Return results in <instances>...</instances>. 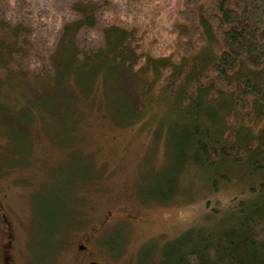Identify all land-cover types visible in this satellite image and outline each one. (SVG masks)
Listing matches in <instances>:
<instances>
[{
    "label": "rangeland",
    "instance_id": "obj_1",
    "mask_svg": "<svg viewBox=\"0 0 264 264\" xmlns=\"http://www.w3.org/2000/svg\"><path fill=\"white\" fill-rule=\"evenodd\" d=\"M76 1L97 7V27L82 31V43L97 46L101 26L121 20L155 54L175 57L182 50V40L167 32L177 23L169 13L180 8L181 0H2L0 14L30 26L46 51L55 32L72 18L69 7ZM112 69H100L95 99L78 104L72 124L58 117L60 122L53 125L48 114L27 124L13 114H4L0 121L25 129L28 150L13 154L2 127L0 217L4 214L10 224L12 264H49L54 228L51 264H78L79 243L99 264H159L161 252H168L169 244L190 228H222L232 206L249 196L247 181L260 178L246 177L244 165L224 162L216 172L189 163L190 106L180 109L165 99L160 79L150 89L145 84L150 73L125 79ZM52 94L47 107L60 101ZM220 104L217 100L205 107L218 110L219 123L224 116ZM204 118L201 122L207 126ZM226 128L223 123L215 130ZM52 130L66 134L58 139ZM72 183L75 201L66 225L60 221ZM109 210L112 213L101 226ZM4 230L0 221V264ZM88 231L95 232L89 241L84 240Z\"/></svg>",
    "mask_w": 264,
    "mask_h": 264
},
{
    "label": "trees",
    "instance_id": "obj_2",
    "mask_svg": "<svg viewBox=\"0 0 264 264\" xmlns=\"http://www.w3.org/2000/svg\"><path fill=\"white\" fill-rule=\"evenodd\" d=\"M69 8L72 18L55 32L46 51L30 26L0 14V121L13 114L27 124L48 114L53 125L60 120L72 124L78 104L95 99L100 69L110 66L125 79L150 73L145 83L150 89L160 79L165 99L180 109L190 106L189 163L217 172L229 162L244 165L246 177L260 175L247 181L249 196L232 206L222 228H190L169 244L168 252H161L159 264H264V0H181L180 8L169 13L177 23L167 30L183 42L175 57L145 49L138 32L121 20L101 26L97 46L82 43V31L97 27V7L76 1ZM52 93L60 101L47 107ZM217 100L224 111L220 123L215 121L218 110L205 108ZM223 123L226 130L216 131ZM2 127L13 154L28 152L24 128L0 122ZM51 132L58 139L66 134ZM73 183L60 221L66 225L73 214ZM56 229L50 236L49 264Z\"/></svg>",
    "mask_w": 264,
    "mask_h": 264
},
{
    "label": "flooded vegetation",
    "instance_id": "obj_3",
    "mask_svg": "<svg viewBox=\"0 0 264 264\" xmlns=\"http://www.w3.org/2000/svg\"><path fill=\"white\" fill-rule=\"evenodd\" d=\"M111 211L109 210L107 212L106 217L101 220L100 224L101 226H105V224L107 223V219L109 217V215H111ZM2 217V218H1ZM0 217V221L1 223H3L5 230H4V235H3V240H2V245H3V253H2V264H12V256L9 253V250L12 249L13 247V237L11 232L9 231L10 229V224L8 222V220L6 219V216L4 214H2ZM132 217V215H131ZM134 218V217H133ZM95 235V232L92 231H88L85 232L84 234V240H90L93 238V236ZM92 237V238H91ZM77 257L80 260V262L78 264H99L95 257H94V253L92 251L87 250L85 248V245L83 243H79L77 244Z\"/></svg>",
    "mask_w": 264,
    "mask_h": 264
}]
</instances>
